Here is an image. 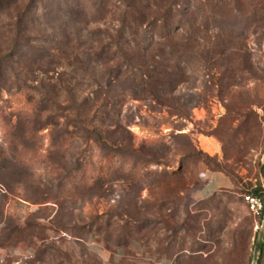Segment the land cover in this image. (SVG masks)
Segmentation results:
<instances>
[{"label": "rangeland", "instance_id": "1", "mask_svg": "<svg viewBox=\"0 0 264 264\" xmlns=\"http://www.w3.org/2000/svg\"><path fill=\"white\" fill-rule=\"evenodd\" d=\"M259 185L264 0H0V264H253Z\"/></svg>", "mask_w": 264, "mask_h": 264}, {"label": "crops", "instance_id": "2", "mask_svg": "<svg viewBox=\"0 0 264 264\" xmlns=\"http://www.w3.org/2000/svg\"><path fill=\"white\" fill-rule=\"evenodd\" d=\"M231 180L222 173L212 174L208 181L197 192V198H208L212 196L219 188L229 187Z\"/></svg>", "mask_w": 264, "mask_h": 264}, {"label": "built area", "instance_id": "3", "mask_svg": "<svg viewBox=\"0 0 264 264\" xmlns=\"http://www.w3.org/2000/svg\"><path fill=\"white\" fill-rule=\"evenodd\" d=\"M245 202L249 210L255 215L260 216L264 211V201L263 199L253 193H248L244 195Z\"/></svg>", "mask_w": 264, "mask_h": 264}, {"label": "water", "instance_id": "4", "mask_svg": "<svg viewBox=\"0 0 264 264\" xmlns=\"http://www.w3.org/2000/svg\"><path fill=\"white\" fill-rule=\"evenodd\" d=\"M264 239V220H263V223H262V226L259 230V234H258V239H257V242H256V247H255V252H254V255H253V264H256L257 262V258H258V254H259V249L261 248V245H262V241Z\"/></svg>", "mask_w": 264, "mask_h": 264}, {"label": "trees", "instance_id": "5", "mask_svg": "<svg viewBox=\"0 0 264 264\" xmlns=\"http://www.w3.org/2000/svg\"><path fill=\"white\" fill-rule=\"evenodd\" d=\"M248 193H253V194H255V195H258V196H260L262 199H263V201H264V187L262 186V185H259V186H257V187H255V188H253V189H250V190H248V191H246L245 193H244V195L245 194H248ZM244 197V196H243ZM245 200V199H244ZM248 207V206H247ZM249 209V208H248ZM263 216H264V211H263V213H262V215H260V216H257L260 220L263 218ZM264 246V242H262V245H261V247H263Z\"/></svg>", "mask_w": 264, "mask_h": 264}]
</instances>
